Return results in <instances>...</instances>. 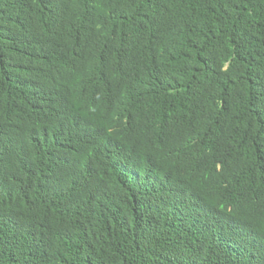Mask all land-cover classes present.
I'll list each match as a JSON object with an SVG mask.
<instances>
[{"label": "trees", "instance_id": "1", "mask_svg": "<svg viewBox=\"0 0 264 264\" xmlns=\"http://www.w3.org/2000/svg\"><path fill=\"white\" fill-rule=\"evenodd\" d=\"M0 264H264V0H0Z\"/></svg>", "mask_w": 264, "mask_h": 264}]
</instances>
